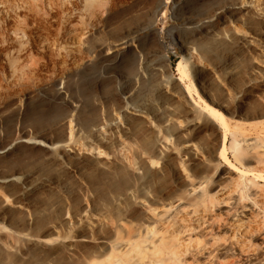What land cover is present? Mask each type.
Returning a JSON list of instances; mask_svg holds the SVG:
<instances>
[{"label":"rangeland","instance_id":"rangeland-1","mask_svg":"<svg viewBox=\"0 0 264 264\" xmlns=\"http://www.w3.org/2000/svg\"><path fill=\"white\" fill-rule=\"evenodd\" d=\"M64 1L66 8L77 2ZM177 1L107 4L98 23L80 34L85 50L69 66L62 94L59 71L44 66L49 58L31 40L35 75L14 84L0 64V178L19 176L0 181V264H88L120 234L147 226L175 244L178 264L226 257L230 264H264V0H241L245 7L212 20L210 32L190 21L229 0ZM57 11L46 9L49 25L61 16ZM133 29L135 44L105 63L99 44ZM243 32L249 46L239 43ZM141 65L138 82L123 81ZM201 72L227 129L202 105ZM191 83L193 111L181 94ZM134 85L133 99H125L120 86ZM154 100L175 106L170 120ZM141 107L144 115H135ZM97 123L104 136L93 130ZM224 133L232 164L218 154ZM26 176L38 180L35 187ZM215 238L221 246L212 249Z\"/></svg>","mask_w":264,"mask_h":264},{"label":"bare ground","instance_id":"bare-ground-1","mask_svg":"<svg viewBox=\"0 0 264 264\" xmlns=\"http://www.w3.org/2000/svg\"><path fill=\"white\" fill-rule=\"evenodd\" d=\"M109 3H114V0H77L75 6L66 8V2L64 0L61 3L59 0H0V64L2 63L7 69L11 82L15 84L24 78L32 77L37 72L36 69L38 66L35 67L37 60L33 64L28 63L30 57L28 42L31 40L35 43L38 52L48 56V62L44 66H52L54 70L59 71L56 90L60 94L64 93L68 89V84L65 82L67 70L70 65L82 57L85 50L84 42L80 34L98 23L102 12L106 10V5ZM177 5L183 6L184 0H178ZM244 7V3L241 0H229L223 5H218L214 13L200 16L192 19L190 22L197 29L210 32L212 31L210 26L212 20L219 17L227 18L230 12L235 13ZM47 8L50 11L56 8L59 10L57 13L59 12L61 16L54 18L56 21L55 25H49L46 21L47 16L45 14H47ZM165 12L166 6L159 15L160 19L165 16ZM23 13L35 25L34 28L25 26L21 16ZM74 19H76V22L73 21ZM3 27L8 31L6 39L2 37ZM138 31L137 29H133L129 34L117 41H102L98 47L104 53L105 63L117 62L120 54L127 47L135 44ZM238 40L244 46H249L252 42L251 37L245 32L238 36ZM190 48V45L184 44V49L189 50ZM158 50L161 49L158 48ZM88 57H90V54ZM142 67L143 65L132 75L123 74V81L138 82L142 77ZM153 69L159 70L155 66ZM178 69L182 74L184 73L181 62L179 63ZM178 79L181 81L182 76L180 75ZM196 80L204 92V96H199L204 109L212 118L221 122L222 126L227 129V116L224 111L217 102H211L207 99L210 95V90L207 88L202 72L197 73ZM120 89L125 99L132 100L136 85L130 87L120 86ZM192 89H196L193 83L181 91L184 104L190 111H193L195 107L191 99H189ZM156 102L154 100L157 112L164 111L166 113L165 119L170 120L175 114V106L167 101L163 103ZM133 113L135 115H144L145 111L141 107L135 108ZM112 125L116 128L118 127L116 121L112 122ZM93 130L100 136L105 135L101 123L95 124ZM226 138L227 134L224 133L218 154L226 163L232 164L227 152ZM236 140L237 137L235 136L233 138V145H235ZM35 142L46 146V143L42 141ZM60 146L64 151L68 150L65 143H60ZM8 150L9 148L5 146L1 149V152L6 153ZM18 178L19 176L8 179L0 178V181L17 180ZM37 182V179L25 177V183L30 187H35ZM143 192L145 195L149 193L146 188H143ZM126 194L133 195V187L127 188ZM118 199L121 200L122 196H119ZM94 218L95 222H99V217L95 216ZM251 228L253 227L251 226ZM156 234V229L149 226L138 232L128 230L125 234H120L110 248L105 247L101 253H93L88 264H178L182 262L181 258H177L178 252L175 244L167 240L165 236L157 237ZM210 245L213 247L212 249L221 246L216 238ZM243 249H245L244 246ZM202 250L201 247L197 253L202 252ZM226 258L227 261L220 262L219 264H230L233 261V259H230L232 257ZM250 263L258 264L252 260Z\"/></svg>","mask_w":264,"mask_h":264}]
</instances>
